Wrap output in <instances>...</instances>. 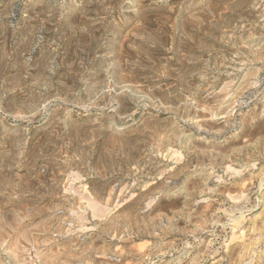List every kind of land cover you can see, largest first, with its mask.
<instances>
[{
    "label": "rangeland",
    "instance_id": "obj_1",
    "mask_svg": "<svg viewBox=\"0 0 264 264\" xmlns=\"http://www.w3.org/2000/svg\"><path fill=\"white\" fill-rule=\"evenodd\" d=\"M0 264H264V0H0Z\"/></svg>",
    "mask_w": 264,
    "mask_h": 264
},
{
    "label": "bare ground",
    "instance_id": "obj_2",
    "mask_svg": "<svg viewBox=\"0 0 264 264\" xmlns=\"http://www.w3.org/2000/svg\"><path fill=\"white\" fill-rule=\"evenodd\" d=\"M1 109V108H0Z\"/></svg>",
    "mask_w": 264,
    "mask_h": 264
}]
</instances>
